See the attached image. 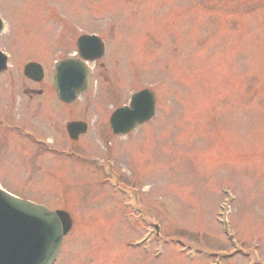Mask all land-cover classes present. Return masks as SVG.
<instances>
[{
	"label": "rangeland",
	"instance_id": "rangeland-1",
	"mask_svg": "<svg viewBox=\"0 0 264 264\" xmlns=\"http://www.w3.org/2000/svg\"><path fill=\"white\" fill-rule=\"evenodd\" d=\"M0 17V43L17 70L34 60L51 76L54 57L73 53L71 41L85 28L107 43V71L92 64L91 88L73 105L58 104L45 80L38 124L45 120L39 110L55 112L57 129L48 133L59 153L38 155L37 146L0 126L4 188L76 217L56 264H213L214 252L230 250L218 221L226 191L233 196L230 232L243 251L221 264H264V0H0ZM5 77L0 116L17 101ZM141 87L153 89L155 116L106 143L111 108ZM70 109L92 124L76 146L59 119ZM74 146L84 159L68 155ZM103 158L138 190L148 229L159 224L169 232L160 257L153 246L149 254L128 246L140 232L122 215L128 194L103 183L92 163ZM30 162L40 171L34 166L36 174L21 183ZM181 240L200 252H180Z\"/></svg>",
	"mask_w": 264,
	"mask_h": 264
},
{
	"label": "water",
	"instance_id": "water-1",
	"mask_svg": "<svg viewBox=\"0 0 264 264\" xmlns=\"http://www.w3.org/2000/svg\"><path fill=\"white\" fill-rule=\"evenodd\" d=\"M78 45L84 58L94 59L101 55L102 43L95 36L80 37ZM60 69L57 92L63 101L68 102L87 89L88 74L81 62L72 59L64 60ZM70 73L74 87H63L64 78L61 76ZM154 111L153 95L142 90L133 96L130 108L118 109L113 114L114 132H128L136 123L149 119ZM70 227L67 212L49 211L0 191V264H50L58 252L62 236Z\"/></svg>",
	"mask_w": 264,
	"mask_h": 264
},
{
	"label": "flooded vegetation",
	"instance_id": "flooded-vegetation-1",
	"mask_svg": "<svg viewBox=\"0 0 264 264\" xmlns=\"http://www.w3.org/2000/svg\"><path fill=\"white\" fill-rule=\"evenodd\" d=\"M17 73L18 72H22V70H17L16 71ZM44 79H41V81H43ZM26 85L23 89V94L24 95H27L28 99H30V102L31 103H35V102H32L31 99L34 97V95L36 94V91H38V82H34L30 79H25L23 80ZM23 81H21L23 83ZM40 81V83H41ZM38 95V93H37ZM37 107H38V103H37ZM36 107V108H37ZM50 113H52L51 115H49ZM32 117V119H34L36 122L32 125H29V129H31V131H33V133L36 135V137L39 139L38 143H36L35 146L38 147V154L42 153L43 152V149H42V140L43 139H47V137L49 136V131H52V133L54 134L53 131H55L57 129V121H58V118H56V114L55 112L50 111V112H46L45 116H44V122L43 123H39L38 124V108H37V112L35 113V116H32L31 112L30 113H27L26 110L20 108V113L18 114V120H17V123H16V118H17V115L16 113H14V115H12V113L8 110V109H4L3 108V114L0 116V122L1 123V127H4V134L6 136L9 135L10 131L13 130V128L18 131L19 133H21L22 128L23 126L25 127L27 125L26 123V119L27 117ZM49 115V116H48ZM54 116V117H53ZM21 117V118H20ZM65 118V115H63V118ZM55 121V122H54ZM62 123H63V120H61ZM11 126H13V128H10ZM35 130V131H34ZM19 133H15L19 136H21V134ZM26 137V134L22 135L21 138H25ZM80 138V137H79ZM78 138V139H79ZM77 139V140H78ZM1 151H5L4 149V141L3 140H0V152ZM38 167V165H37ZM1 181V180H0Z\"/></svg>",
	"mask_w": 264,
	"mask_h": 264
}]
</instances>
